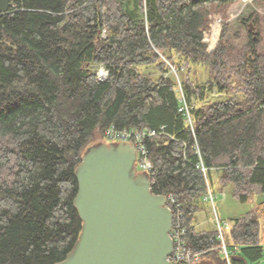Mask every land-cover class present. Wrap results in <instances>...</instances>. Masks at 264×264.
Returning a JSON list of instances; mask_svg holds the SVG:
<instances>
[{
  "label": "trees",
  "instance_id": "1",
  "mask_svg": "<svg viewBox=\"0 0 264 264\" xmlns=\"http://www.w3.org/2000/svg\"><path fill=\"white\" fill-rule=\"evenodd\" d=\"M239 1H10L0 15V264L66 258L82 226L75 169L110 125L157 132L144 140L157 171L151 191L180 203L191 250L226 264L216 230L196 226L208 187L230 186L241 202L264 193L261 19L246 5L236 19L246 43L232 44L228 12ZM215 12L227 21L207 51L202 32ZM100 66L108 71L102 81ZM263 215L264 201L230 220L231 264H262Z\"/></svg>",
  "mask_w": 264,
  "mask_h": 264
},
{
  "label": "water",
  "instance_id": "2",
  "mask_svg": "<svg viewBox=\"0 0 264 264\" xmlns=\"http://www.w3.org/2000/svg\"><path fill=\"white\" fill-rule=\"evenodd\" d=\"M10 1L0 0V15ZM136 160L135 148L125 141L102 139L86 147L75 169L81 231L55 264H171L172 213L166 197L151 191L149 175L137 171Z\"/></svg>",
  "mask_w": 264,
  "mask_h": 264
},
{
  "label": "built area",
  "instance_id": "3",
  "mask_svg": "<svg viewBox=\"0 0 264 264\" xmlns=\"http://www.w3.org/2000/svg\"><path fill=\"white\" fill-rule=\"evenodd\" d=\"M215 17V16H214ZM216 23L210 26V29L203 30V38L202 41L206 45L207 51H212L216 45V41L218 40V28L217 26L221 25V18L217 17L215 18ZM170 66V73L172 75H175L176 82H177V90L180 93V101H181V108L186 116V121L189 126L192 127V120L189 112V107L186 103L185 97L183 95L180 80L178 77V73L176 68L168 63ZM101 68V69H100ZM100 71L98 76L97 73V79L98 80H105L108 75L107 69H105L103 66H100L98 68ZM97 70V71H98ZM166 76V75H165ZM157 134L156 131L152 129H126V128H118L115 127V125H110L107 128H105L103 132V140L106 141H125L130 143L137 152V160H136V169H139L140 171H145L150 178V187L152 184H154L153 177L156 175L157 171L153 168V165L148 157V150L144 143V140L149 137H153ZM201 170L206 172V168L201 164L199 165ZM166 197V205L170 209L173 220H172V227L169 232L172 242H173V249L172 252L168 255V260L171 264H195L203 259L204 252L202 251H193L189 248L186 242V227L182 223V213L180 211V203L175 199V197L172 194L165 195ZM215 198V192H212L210 187H208V192L205 196V199L211 200L212 203H214ZM229 225L227 223H222L217 217H216V239L220 242L219 245L216 247L219 249L220 253L222 254L223 258L226 261V264H231L230 262V255L233 252V250L236 249H230L225 241L224 236V230L229 229Z\"/></svg>",
  "mask_w": 264,
  "mask_h": 264
},
{
  "label": "rangeland",
  "instance_id": "4",
  "mask_svg": "<svg viewBox=\"0 0 264 264\" xmlns=\"http://www.w3.org/2000/svg\"><path fill=\"white\" fill-rule=\"evenodd\" d=\"M250 3L254 6L261 19V29L259 31V35L257 28L253 24H252L253 29L250 32L253 38L256 39L257 35L260 37L258 50L264 51V3L260 0H240L239 2L231 6L228 12V19H227L230 22L228 37L231 43L236 46H241L244 43H246L247 40L246 30L244 26L236 19L240 15H244L245 17L247 16L245 6ZM217 17H220L222 21L221 25L219 22V25L217 26L218 40H219L223 22L227 21V20H223V17L220 13L215 12L209 16L210 23L206 29L207 30L210 29V26L216 23L215 18ZM249 23L252 22H248V25ZM236 34H238L239 37H236ZM218 40L216 41V44ZM195 70H196L195 71L196 74L195 73L194 74L200 80H204V78L207 77V72L205 71L203 66H196ZM97 73L98 76H100L99 70L97 71ZM173 77L176 79L175 75H173ZM137 171L140 170L137 169ZM263 201H264V193H261L251 196L245 202H241L231 194L230 186L225 187L223 190L215 192L214 203H212L211 200H207L203 202V209L196 214V226L200 230H214L216 228V217H217L222 223H227L229 227H231V223H230L231 219L235 217H241L245 215L247 212L257 209V207ZM259 222H260V240L264 247V215L259 217ZM229 229L224 230V236L227 245L230 244V237L228 232ZM207 261H210L211 264H215V262L211 258L208 259ZM261 263L264 264V256L261 259Z\"/></svg>",
  "mask_w": 264,
  "mask_h": 264
},
{
  "label": "crops",
  "instance_id": "5",
  "mask_svg": "<svg viewBox=\"0 0 264 264\" xmlns=\"http://www.w3.org/2000/svg\"><path fill=\"white\" fill-rule=\"evenodd\" d=\"M210 264H211V262H210Z\"/></svg>",
  "mask_w": 264,
  "mask_h": 264
},
{
  "label": "bare ground",
  "instance_id": "6",
  "mask_svg": "<svg viewBox=\"0 0 264 264\" xmlns=\"http://www.w3.org/2000/svg\"><path fill=\"white\" fill-rule=\"evenodd\" d=\"M116 142V141H115Z\"/></svg>",
  "mask_w": 264,
  "mask_h": 264
}]
</instances>
